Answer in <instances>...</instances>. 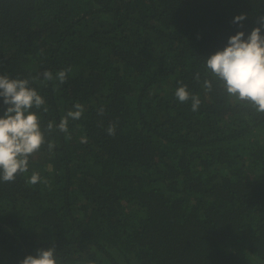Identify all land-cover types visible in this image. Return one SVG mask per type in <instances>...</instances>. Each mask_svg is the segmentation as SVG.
<instances>
[{"label": "trees", "instance_id": "16d2710c", "mask_svg": "<svg viewBox=\"0 0 264 264\" xmlns=\"http://www.w3.org/2000/svg\"><path fill=\"white\" fill-rule=\"evenodd\" d=\"M261 15L264 0H0V75L48 109L29 171L0 181V264L53 246L63 264H264V113L205 65ZM77 102L69 133H48Z\"/></svg>", "mask_w": 264, "mask_h": 264}, {"label": "clouds", "instance_id": "9594fccd", "mask_svg": "<svg viewBox=\"0 0 264 264\" xmlns=\"http://www.w3.org/2000/svg\"><path fill=\"white\" fill-rule=\"evenodd\" d=\"M246 19L245 15L238 16L233 23L238 24ZM259 26L253 28L250 34L238 31L230 36L226 46L215 54L206 58V68L213 76L223 82L226 92L240 101L251 103L258 112L264 113V15L257 19ZM71 69L60 70L55 76L50 71H44V81L57 80L63 84ZM199 79V74H197ZM204 87L211 90V82L204 81ZM180 102L192 100L191 110L198 111L200 99L198 95H190L187 85L180 84L175 93ZM0 101L3 111L0 113V181L14 182L18 174L29 171V158L38 152L46 143L44 130L41 129L39 117L35 110L45 107L44 98L35 88L30 87L28 79H12L7 75H0ZM84 112L80 103H75L73 110L61 118L59 124L48 122L46 131L51 133L54 129L61 133H69V120H79ZM105 109L100 107L98 115L104 116ZM99 126H102V122ZM107 134L115 135L116 124L109 123ZM70 138V134L68 135ZM54 143L47 142L49 152ZM48 184L38 172L33 171L28 183ZM20 264H63L57 258L55 246L48 249H38L35 255H28Z\"/></svg>", "mask_w": 264, "mask_h": 264}]
</instances>
